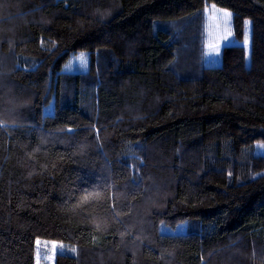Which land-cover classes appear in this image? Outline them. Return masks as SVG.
Segmentation results:
<instances>
[{"label":"trees","instance_id":"16d2710c","mask_svg":"<svg viewBox=\"0 0 264 264\" xmlns=\"http://www.w3.org/2000/svg\"><path fill=\"white\" fill-rule=\"evenodd\" d=\"M208 5L234 14L239 40L251 22L250 65L230 46L220 66L196 61L193 77L173 64L174 24ZM0 21V248L10 240L11 264L33 240L74 250L55 264H264V0H0ZM80 54L88 75H64Z\"/></svg>","mask_w":264,"mask_h":264},{"label":"rangeland","instance_id":"374dc122","mask_svg":"<svg viewBox=\"0 0 264 264\" xmlns=\"http://www.w3.org/2000/svg\"><path fill=\"white\" fill-rule=\"evenodd\" d=\"M123 1L128 9H132L140 5H146L147 2H150L151 0ZM12 20L13 19H9L7 24L10 25ZM198 20H201L202 24L201 33H199L196 29V25L199 23ZM6 21L7 20H4L3 22L5 23ZM1 22L2 21H0V24H2ZM164 26H166L165 28L169 27V25ZM170 27H172V25H170ZM174 28L182 30L180 33L181 39L178 41L180 47H182L178 52L180 54V59L178 60L179 62L173 63H177L176 69L181 73L184 72V74H190L195 77V73L197 72L199 74V69L201 68L220 66L223 50L227 47L235 45H242L245 47L247 52V65H250L252 24L250 21L245 23L243 34L244 39L239 40L236 35L234 14L230 11L224 10L215 5H208L204 9L200 19L198 16L185 18L184 20L179 21V23H175ZM177 40H179V38H177ZM198 47L199 51H202L201 54H198ZM107 57L104 59L105 66L107 65ZM110 59L113 60V57H109V61ZM198 60L201 68L198 66L199 64L196 63ZM90 69L91 62L88 56L80 54L71 56L67 64L63 66L62 73L64 75H77L78 73L88 75ZM182 77L183 79L189 78L188 76ZM63 86L64 88L66 87L65 83ZM10 87L11 90L8 92V97L14 99L16 98V92L21 89L15 83L10 85ZM14 102H18V100L16 99ZM47 108L48 109H46L45 113H52L50 104ZM0 126L4 128L5 125L0 122ZM255 155L264 156V143L256 144ZM156 190H158V187H156ZM160 231L164 234H183L187 232V227L185 224L178 226L177 228H171L163 225L161 226ZM9 241L10 240H6L3 244V252L0 248V264L12 263L9 262L10 260L6 256V254H8L10 257ZM12 244L14 245L15 243ZM18 248L20 249L16 251H21L22 254L25 255L22 259H20L17 252L14 249L11 250L13 258L16 253L18 264H55L58 255L74 253L73 249L70 250L64 244L50 242L47 240H33L31 243L25 241L16 245V249ZM27 251H29L28 254ZM13 264L15 263L13 262Z\"/></svg>","mask_w":264,"mask_h":264},{"label":"snow or ice","instance_id":"6c2138e0","mask_svg":"<svg viewBox=\"0 0 264 264\" xmlns=\"http://www.w3.org/2000/svg\"><path fill=\"white\" fill-rule=\"evenodd\" d=\"M91 194L90 193H86L84 196H83V199L85 200V201H87L88 199H89V196H90Z\"/></svg>","mask_w":264,"mask_h":264}]
</instances>
